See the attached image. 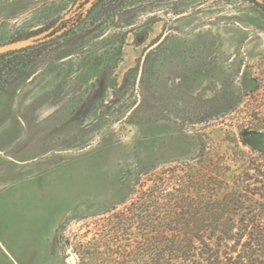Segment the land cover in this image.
Masks as SVG:
<instances>
[{
	"label": "rangeland",
	"instance_id": "374dc122",
	"mask_svg": "<svg viewBox=\"0 0 264 264\" xmlns=\"http://www.w3.org/2000/svg\"><path fill=\"white\" fill-rule=\"evenodd\" d=\"M255 1L119 0L77 26L95 0H0V46L43 35L0 68L1 242L20 264H162L141 235L168 203L207 228L203 264H264Z\"/></svg>",
	"mask_w": 264,
	"mask_h": 264
},
{
	"label": "trees",
	"instance_id": "16d2710c",
	"mask_svg": "<svg viewBox=\"0 0 264 264\" xmlns=\"http://www.w3.org/2000/svg\"><path fill=\"white\" fill-rule=\"evenodd\" d=\"M118 1L119 0H95L93 6L91 8H89L87 11L81 12L79 14V16L77 17V21H76V23L78 24L77 26L83 25L87 21L92 20L94 17L102 14L103 12H105V13L111 12L112 9H114L113 5ZM122 1H125V0H122ZM131 1H133V0H130V2ZM251 1H253L254 3L257 2L255 0H251ZM111 3H112V5H111ZM257 4H260L262 6V8H264L263 3L262 4L257 3ZM32 48H33V46H30V47H27L24 49L12 51V52L1 55L0 56V68H1V66H6L8 69L7 72H9V71L11 72V69L13 67L12 62H15L14 59L17 57H20L21 55L26 53V51H28ZM8 65H10V67H8ZM177 186L178 187H176V188L178 189V192L183 194V192L180 191L182 188V185L180 184ZM163 192H167L165 183H164L163 187L161 186L159 188L158 192L156 191V193L154 194V198H151L153 200L149 199L150 197L144 199L145 201L142 203V206L145 208L146 207L149 208L150 207L149 204L152 201L154 203L155 202L157 203V200L162 201V203L160 202L159 204H163V203L167 202V199L163 198V196L160 197V194L161 195L164 194ZM167 205H169V208L171 209V211H169V213L167 212L168 210H165L164 212H159V214L162 215L161 216L162 219L160 218V220H158L159 222L157 224L158 226H160L159 227L160 230H161V228H165V231H163L164 233H162V234L158 233V234H156L157 237L154 238L152 236V234L149 233V229H148V228H151V229H153V228L150 226L147 227V225H144L145 226V229L143 230L144 235H141L143 243H144L143 245L146 247L147 250L152 249L151 252H155L156 255L159 254L160 262L162 264H164V263L170 264L171 263V261H172V259L170 258L172 256L171 253L174 256V260H177V259L182 260L183 259L186 262L191 260V262H194L193 264H203L204 263L203 258H205L206 253H205V251L200 250L201 247H199V244L205 243V236L207 233V228L206 229L200 228V226H198L200 224L195 225V223L187 221L186 219H184V216L187 214L186 213V207L184 206V204L182 205V203H181V205H182L181 207H177L174 204L171 205V203H168ZM143 207H142V209H143ZM158 209L161 210V207H159ZM180 209H181V211H180ZM142 212H144V211H142ZM181 212H183V217L181 215ZM169 214L171 215L170 220L168 219ZM146 224H148V223H146ZM153 225H155V224H153ZM194 226H196L197 228H195ZM156 231H157V229H156ZM157 232H159V231H157ZM169 233L173 234L172 237L170 235H168ZM254 234H255V232H250L248 234L252 239L251 243L248 244L249 247L252 246L253 238L257 237ZM102 238L103 237H101V239ZM101 239H100V241H101ZM208 247L210 248L211 246L208 245ZM186 249H189L190 253H189V255H186L184 257L190 256L189 259L181 257V255L185 251H187ZM177 251L179 252V254ZM182 251H184V252H182ZM252 252H256V251H252ZM199 254L201 256H199ZM175 257H177V259ZM197 259H200L201 262L195 261ZM86 260L87 259H85V257L83 258V255H82L81 260H80V264H81V262H82V264H89V263H87ZM210 264H214V263H210Z\"/></svg>",
	"mask_w": 264,
	"mask_h": 264
},
{
	"label": "water",
	"instance_id": "95a60500",
	"mask_svg": "<svg viewBox=\"0 0 264 264\" xmlns=\"http://www.w3.org/2000/svg\"><path fill=\"white\" fill-rule=\"evenodd\" d=\"M43 37V35L34 37V38H30V39H26L23 41H16V42H12L9 44H5L0 46V56L12 51H16V50H20V49H24L27 47H30L34 44H36L41 38ZM71 259L73 261H75V258L72 256Z\"/></svg>",
	"mask_w": 264,
	"mask_h": 264
},
{
	"label": "crops",
	"instance_id": "0c3cea01",
	"mask_svg": "<svg viewBox=\"0 0 264 264\" xmlns=\"http://www.w3.org/2000/svg\"><path fill=\"white\" fill-rule=\"evenodd\" d=\"M1 240H2V235H1V227H0V258L3 257L6 259V261L7 259L10 258L11 263L8 264H20V262L10 254L8 248L4 244H2Z\"/></svg>",
	"mask_w": 264,
	"mask_h": 264
}]
</instances>
